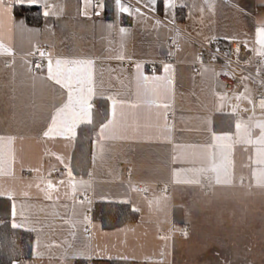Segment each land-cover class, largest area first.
Here are the masks:
<instances>
[{"label": "crops", "instance_id": "1", "mask_svg": "<svg viewBox=\"0 0 264 264\" xmlns=\"http://www.w3.org/2000/svg\"><path fill=\"white\" fill-rule=\"evenodd\" d=\"M109 1L111 10L108 0H46L50 12L47 17L42 14L43 4L14 5L0 29V135L15 137V159L9 175L0 176V190L15 193L16 222L25 226L21 230L34 229L27 231L32 234V256L16 264H76L85 260L73 258L81 252L92 256L85 260L88 264L167 263L175 256V241L188 239L191 226L187 237L182 238L173 221L175 200L169 203L166 196L158 193L160 184L173 183L169 195L173 197L180 192H201L199 184L210 176L214 193L239 189L264 193V182H258L264 176V166L255 163L261 146L237 139L235 125L234 131L227 133L233 140L227 142L230 147L225 156L221 158L217 153L216 157L231 182L216 184L215 173L200 171L209 167L205 150L213 143V132L226 134L215 131L216 116L231 114L235 123H247L250 117L264 121V116L253 114L252 103L240 95L238 100L244 108L236 116L231 107L236 97L216 90L215 71H204L214 70L212 67L196 65L200 43L229 41L226 37L246 43L248 50L255 48L252 52L259 56L255 28L264 22V0H175V6L167 12L163 0H159L154 12L147 0H122L144 13L132 16L119 13L114 0ZM10 3L12 0H5L6 5ZM101 3L102 9L98 7ZM17 6L38 8L40 22L31 24L16 13ZM169 23H175L185 34L174 31ZM120 28L127 31L122 33ZM168 38L180 42L181 50L167 48ZM44 48L53 60L93 61V104L97 99L106 100L108 119L112 103L109 97L125 101V107L117 109L118 119L120 111L126 114L117 131L106 130L104 138L98 131L88 175L77 174L71 166L76 138H46L42 134L55 108L67 98L66 90L47 79V61L34 72L33 57ZM7 62H11L10 67H5ZM136 64H141L140 71L148 76L170 77L172 84L167 94L137 96ZM165 64L171 65L168 73L163 71ZM132 103L138 107H129ZM164 104L169 107L164 108ZM258 135L259 129H254L252 140ZM65 164L70 165L72 177L66 175ZM47 179L65 183H57L56 190H46V183L41 181ZM195 180L200 183L186 182ZM140 183L147 184L155 196L146 198ZM25 191L27 196L23 195ZM84 192L92 195L93 206L74 199ZM49 195L51 199L46 198ZM121 200L130 203H120ZM100 203L128 204L139 209V219L106 230L89 213ZM84 215L90 219L85 221ZM89 225L91 235L85 231Z\"/></svg>", "mask_w": 264, "mask_h": 264}, {"label": "snow or ice", "instance_id": "2", "mask_svg": "<svg viewBox=\"0 0 264 264\" xmlns=\"http://www.w3.org/2000/svg\"><path fill=\"white\" fill-rule=\"evenodd\" d=\"M139 2V0H138ZM159 0H147V6L151 11H155V6ZM41 5L43 4L44 11L43 16L47 17L50 15L48 11V5L46 0H12V3L6 5L5 0H0V29L4 27L5 17L8 16L10 18V13L12 11V7L14 5ZM115 8L119 13H127L129 16L133 14L136 15H144L141 8L136 7L133 8L131 5H125L122 3V0H114ZM165 12L168 9L175 6V0H163ZM99 8H103L104 5L101 3L98 5ZM99 14V13H97ZM22 26H24V21L19 22ZM157 23H160L157 21ZM109 27H113V25H109ZM120 31L126 32V28H120ZM230 42H235L233 37H226ZM255 45L259 46L258 55L264 58V22H261L255 28ZM244 47L247 48V44H244ZM249 51H256L255 48L249 49ZM219 52V49H217ZM235 53L237 57H239L240 48L235 49ZM40 57H44L45 53L43 51L38 52ZM119 59H123V56L118 57ZM217 57L214 55L212 57L215 60ZM37 68H40L41 65L37 64ZM93 61L90 59H67V58H56L53 60L51 56L47 59L46 72L47 79L54 82L55 85H58L61 89L66 90L67 98L61 106L55 108V112L51 115L50 123L47 125L46 130L43 131V136L46 138H54V137H64L69 140H74L77 135V128L84 124H93L94 116L93 109L94 104L93 100L96 97L95 90V82L93 76ZM137 76H136V95L140 96L141 94L147 96L149 94L161 96L166 95L169 91V86L172 84V80L170 77H160V76H148L142 73L140 70L142 68L141 64L135 65ZM171 69V65L165 64L163 66V71L168 73ZM205 72L213 71L212 69L205 68ZM220 75L229 76L230 73L227 70H222ZM234 78V76H232ZM249 77H243L242 80H247ZM149 82L151 83V87H149ZM248 89L245 87V92ZM103 98V97H101ZM111 117L107 120L106 123L100 125L99 135L101 138L105 137L106 130L111 129L113 133H115L120 126L121 122L125 119V113L120 111L119 119L117 109H123L125 107V101L122 99L111 98ZM240 99V96L236 97ZM251 102V101H250ZM131 108L138 107L137 104L132 103L128 105ZM164 108L169 107L168 104L163 105ZM222 107V105H221ZM260 108L264 110V100L260 103ZM247 111V109H245ZM259 129V135L256 137L255 141L252 140L253 130ZM236 137L239 140H242L245 143H255L260 145L261 147L257 149L256 160L255 163L260 166H264V121H255L254 117H250L247 123L237 120L235 123ZM15 140L13 136H3L0 135V176H7L10 172V167L12 161L15 159L14 153L12 150V144ZM233 137L231 134H221L217 135L213 132L212 141L213 143L206 146L205 154L209 162V167L201 169V172L211 171L216 174L215 182L216 184H227L231 181L227 178V170L222 169L221 165L216 163L217 153L219 156L223 158L225 156L226 151L229 149L230 145L227 143L228 141H232ZM235 142V141H233ZM213 149L214 151H207V149ZM57 159H62L61 157H57ZM66 170V175L68 177H72L73 173L70 165H64ZM28 171H33V169H28ZM39 173V170H36ZM56 171V169H53ZM225 177L221 179V175ZM51 175V173L49 174ZM187 183H200L199 180L195 181H186ZM258 182H264V176L261 177V180ZM41 183H46V190H56L57 183L63 185L65 181L60 180L57 183H54L51 179H47L46 181H41ZM83 183V182H81ZM39 187V184L36 185ZM31 187V183L28 185ZM73 189V193L76 190V184L73 182L71 184ZM15 193L8 189L0 190V197L7 196L9 200H12L11 206V227L13 229H21L25 226L23 224L16 222V204L13 199ZM23 195L27 196L28 192L25 191ZM47 199H51L52 197L49 195L46 197ZM120 203H130L127 200H121ZM84 203V201H81ZM90 203V201L88 202ZM139 209L133 208L132 211H138ZM20 215H23L21 212ZM83 219L88 221L90 219L89 216L84 215ZM27 231H33L34 229H25ZM85 231H87V227H85ZM163 255V254H162ZM74 259H85L91 260L92 256L81 252L78 256H74ZM110 258V257H109ZM16 264V262H14Z\"/></svg>", "mask_w": 264, "mask_h": 264}, {"label": "rangeland", "instance_id": "3", "mask_svg": "<svg viewBox=\"0 0 264 264\" xmlns=\"http://www.w3.org/2000/svg\"><path fill=\"white\" fill-rule=\"evenodd\" d=\"M243 82L248 91L240 96L251 105L255 81L249 77ZM166 200L185 207L191 232L188 239L175 241V256L161 264H264V193L187 191ZM232 253L246 258L238 263Z\"/></svg>", "mask_w": 264, "mask_h": 264}, {"label": "trees", "instance_id": "4", "mask_svg": "<svg viewBox=\"0 0 264 264\" xmlns=\"http://www.w3.org/2000/svg\"><path fill=\"white\" fill-rule=\"evenodd\" d=\"M108 6L111 10L109 0ZM16 13L25 16L31 24H38L42 16L36 7L17 6ZM93 116L94 123L81 126L75 141L71 166L79 175H88L92 167L93 143L96 140L100 125L105 123L109 117V104L106 100L97 99L94 101ZM234 125L235 119L231 114H219L215 117L214 129L216 132L231 133L234 131ZM11 206L9 199L0 198V264H14L16 261L32 256V234L11 227ZM93 216L101 222L106 230L116 229L139 219L137 211H132L128 204L120 203L96 204ZM173 221L176 226L181 228L184 224H188L184 206H173ZM227 248V251L231 253L232 247ZM233 257L238 263H242L246 258L244 254H235ZM76 264H88V262L78 260Z\"/></svg>", "mask_w": 264, "mask_h": 264}, {"label": "built area", "instance_id": "5", "mask_svg": "<svg viewBox=\"0 0 264 264\" xmlns=\"http://www.w3.org/2000/svg\"><path fill=\"white\" fill-rule=\"evenodd\" d=\"M169 25L173 28L174 31L184 33L175 23H169ZM235 42H222L215 41L211 43H200V53L199 60L196 64L199 68L200 66H210L215 71V85L216 90L221 93H225L234 97L241 95L245 90V84L242 80L244 75H248L255 81V86L252 90V112L255 115L264 116V110L260 108V103L264 100V58L256 56L252 51H249L244 47L243 42L239 40H234ZM166 47L172 51L181 50L182 46L180 42H178L175 38H168L165 42ZM240 48L239 57H237L235 53V49ZM219 49V52H217ZM45 53V56L42 58L37 53L33 57V68L34 72H37L45 62L47 61L49 55L48 49H41ZM217 58L215 60L212 59L213 56ZM40 64L41 67L37 68L36 65ZM11 62H7L5 67H10ZM197 68V70H198ZM222 70H227L230 75L224 76L220 75ZM234 76V78H232ZM231 107L235 113V115H239V110L244 108V105L237 99L234 98L231 102ZM58 173L59 170L56 169L54 171ZM127 175L131 176L132 172L127 170ZM141 191L144 192L146 198H152L154 195L153 192L148 190V186L145 183L138 184ZM214 183L210 176L206 177L200 184L199 188L202 193L210 194L214 187ZM173 192V183L170 184H160L158 186V193L161 196H167L172 194ZM74 199L82 204L93 206V198L92 195L88 192H84L82 194H76ZM90 201V203H88ZM91 215L93 214V208L89 212ZM87 232L91 235V227L87 226ZM190 232V228L188 224H184L182 226V230L179 231V234L182 238L187 237ZM174 230L170 232V236L173 237Z\"/></svg>", "mask_w": 264, "mask_h": 264}]
</instances>
